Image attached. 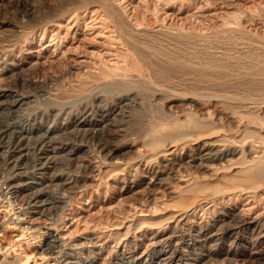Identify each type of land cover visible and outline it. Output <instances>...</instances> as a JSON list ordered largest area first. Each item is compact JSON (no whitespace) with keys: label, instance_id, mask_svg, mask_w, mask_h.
Here are the masks:
<instances>
[{"label":"bare ground","instance_id":"bare-ground-1","mask_svg":"<svg viewBox=\"0 0 264 264\" xmlns=\"http://www.w3.org/2000/svg\"><path fill=\"white\" fill-rule=\"evenodd\" d=\"M69 1L72 0H58L56 5L59 6L53 9L49 8L44 15L33 9L31 13L35 20L28 29L19 26L14 33L2 32L0 34V54L9 56L8 54L22 42V37L35 35L37 30L44 27L47 29L48 25L50 28L56 29L54 21L60 20L58 18H63L67 14L74 15L72 16L75 23L83 18L84 22L89 17L91 21H86L88 22L86 27L89 25L97 26L96 28L100 32L111 34L109 40L113 49L108 55H113L114 58L107 59L105 57L106 59H102L98 66L89 71L90 73L87 72L88 79L85 77L86 79L76 86L62 92L61 96L63 99L82 98L85 92L94 87H99V90L102 88V90L111 93L116 92L114 101L105 105L109 106L112 111L118 109L119 106H125L124 109L122 108V110L126 109L122 119L133 126L132 131L135 136L130 135L132 139L115 149L108 148L105 151L103 149L105 153L100 160H95V162L93 160L91 163H87V166L84 165L89 171L88 173L92 172V174L86 176L85 173V176L79 177L80 182L90 181L89 188L82 191L79 189L80 198H92L98 189L97 187L95 190V187L99 185L116 187V185L124 183L123 187L131 190L136 200L142 199V201L157 191L161 194L159 199L163 198L166 200L164 202L167 206L174 208L171 213L173 222L180 221L191 213H196L203 206H208V204L219 200H252L250 204H256L264 209V0H212V9L209 11L213 14L206 18V26H202L200 23L195 26L194 30L190 29V31L189 28L183 29V26H180L181 28L166 27L151 14L143 19H131L125 9L111 0H80V3L74 6ZM83 10L88 11L87 14L92 13L88 17L81 16ZM50 22L51 24H49ZM67 28L69 30L68 26ZM67 36L64 35V37ZM58 39L61 40L62 38L58 37ZM4 86L0 88V98L4 95L10 97L9 91L12 92L13 86L11 89L9 88L11 86L8 88H4ZM95 91H90L92 92L90 95L92 99L105 97L100 93H93ZM14 94L13 96H15ZM86 94L88 95V93ZM26 97L14 98L13 101L15 105H21ZM78 102L80 103V101ZM2 105L0 100V107ZM83 108L84 113H77L75 118L76 120L80 119L74 127L77 134L83 132V136L84 133H88L92 137L100 138L105 129L102 126V117L100 118L102 121L96 122L85 115L93 109L92 103H86ZM2 119H0V127L2 126L0 131V174L4 175L5 172L4 177L8 185L3 187L0 184V193L13 195L16 199L19 192H24L26 197H23L26 199L24 200L26 206L24 205L18 211L22 214L25 211L35 215L42 213L46 207L50 209L49 206L61 207L63 204L66 206V200L59 196L56 191V186L58 187V184L63 183L61 181L67 183L70 179L66 173L65 176L64 173L60 175L56 172L58 165L55 160L57 155L55 153L61 147V145L57 146V143H60L58 139L61 138L57 136L59 133L49 127L50 130H47L41 137L38 136L39 138L33 139L31 131L28 129L19 128L15 122L8 120L7 117ZM66 131V129H62V133ZM68 135L65 134L70 138ZM28 140L32 141L30 144L32 146L28 145V142L25 144ZM47 147L51 149L48 150ZM35 150L39 154L46 155L41 157L43 161L36 162L37 160H34L33 155L35 154L33 152ZM18 152L20 155L16 156ZM68 152L69 158L75 153L74 150ZM76 166L78 165L76 164ZM56 168L57 170H55ZM106 189L108 190V188ZM143 192L146 193L143 194ZM6 197L8 198V196ZM17 201L19 202V200ZM4 205L8 206L7 204ZM231 214V219L229 223L227 222L228 225L223 227L219 239H230L238 226L254 223L260 227L258 232L264 240V213H258L259 215L256 214L255 216L249 213L246 214L248 216H243L244 213L241 216L234 212ZM16 219L17 216L13 217L12 223L17 222ZM1 220V225L4 228L8 227L5 225V219L1 217ZM61 221L59 224L48 227L50 230L49 239L43 243L41 249H51L52 252L60 244V241L64 240H62V235L66 231L63 229L67 227V222L63 219ZM19 224L21 225V223ZM62 224L65 225L61 227ZM143 224L139 223L141 226L137 229H140ZM177 224L178 222L175 225ZM130 225L127 226V229ZM171 227L176 228L173 224ZM11 229L17 236L16 241L21 243L24 239L25 230L23 231L21 226L18 227L17 224ZM187 235L184 233L183 237L185 238ZM208 239L211 241L213 237L210 236ZM127 240L128 243L132 244V240ZM177 243L178 249L174 247L172 250L165 251L163 253L165 256L157 264H173L174 262L175 264H189L183 262V254L179 255L181 252L179 245L182 242L178 241ZM0 254H2L1 250ZM5 254L3 253L4 261L9 255L6 256ZM19 254L13 257L15 263H11L27 264L29 262L27 257L25 262V257ZM219 254V251L209 248L203 254H194L190 264H200L206 258L208 260L215 258L216 260L219 258ZM227 255L226 257H228ZM53 257L61 263L67 264L69 262V260L66 261L67 257L63 255Z\"/></svg>","mask_w":264,"mask_h":264},{"label":"rangeland","instance_id":"rangeland-1","mask_svg":"<svg viewBox=\"0 0 264 264\" xmlns=\"http://www.w3.org/2000/svg\"><path fill=\"white\" fill-rule=\"evenodd\" d=\"M111 1L115 2V4L125 9L131 19H143L144 17H147L151 14V16H153L154 18L157 17L156 20L161 24L163 23L162 25H166V27L179 28L180 26H183V29L187 30V28H189V31L190 29L194 30L195 26L199 25L200 23L202 26H206V18L209 15L213 14V12L209 11L212 9V0ZM69 2L74 6L79 4L80 0H72ZM57 3L58 0L0 1V34H2V32L14 33V31L19 26H23L25 29H28L29 26L33 23V20H35L34 15L31 13L33 9L37 12L40 11V14L44 15L46 10H48L49 8L53 9L54 7H58L59 5H56ZM87 12L83 10L81 16L84 15L88 17V15H91L90 13H92L90 12L89 14H87ZM72 15L73 14H67V16L63 18H58L60 19L58 20L59 22L57 20L54 21L56 29L50 28V25H48L47 29H45L44 27L41 30H37L35 32L36 34L34 33L35 35L22 37V42L19 43L20 46L18 45V47L14 51L8 54L9 56H2L0 54V88H3L4 84V88H8L9 86H11L9 87L11 89L13 86V88L11 89L12 92L9 91L10 97L8 95H4L0 98L1 103H3L2 107H0V119H2L3 117H7L8 120L10 119L11 121L15 122L19 128L23 127L25 129H28V131H31L33 139L41 137L47 130H50V128L53 129V131H55L56 133L60 134L61 132L60 136L59 134L57 135L58 138L61 137L60 139H58L60 143H57V146L61 145V147H59V151L55 153V155L57 154L55 160L57 162V168L59 171L57 170V168L55 170H57L56 172L60 175L64 173L63 175L66 176L67 174V177L70 178L69 182L65 183L64 181H61L63 183L58 184V187L56 186V191L58 192L57 194L62 198L64 197L63 199L66 200V206H64V204V207L61 206L63 208L57 206H49L50 209L46 207L44 210H42V213L40 212L39 214L35 215L31 213L29 214L25 211H23V214L18 212L25 205L24 200H26V196L24 195V192H19V197L17 194L16 199L13 195L4 192L0 193V197H2L0 199L2 203H0L3 205L2 206L0 204V250L2 252V254H0V262L3 261L1 262V264H8L11 262L15 263V258L13 257H15L16 255L18 256L19 253V255H23L25 257V262L27 257V260L29 261L27 264H56L58 261L53 257L56 255H63L64 257H67L66 261L68 262L69 260L70 262H68L67 264H157L160 259L165 256L163 255L165 251L172 250L174 247L178 249V241L182 242L179 245L182 253L179 252V255L183 254V262H187L189 264L191 262V257H194L196 254H203V252H206V250H208L209 248L215 251H219V258L216 260L215 258L211 260H208V258H206L201 261L200 264H264V240H262V237L258 232L260 230V227L258 225L251 223L242 225L240 227L238 226V228L235 230V234H232V237L230 239L222 240L218 238L219 234L223 230V227H226L228 225L229 220L231 219L232 212H234L238 216L239 214L240 216L243 215V213V216H248L246 215L248 213L254 216L258 213H264V209H262L261 206L250 204L252 200H219L215 203L208 204V206L206 205L207 207L203 206V208L198 209L196 213H191L189 216H187L186 218H182L180 221L173 222L171 213L173 212L174 208L167 206V204L164 202L166 200H164L163 198L159 199V196H161V194L157 191L153 192L152 195H148L146 199L144 198L145 200L143 199V201L142 199L136 200V198L133 197L131 190L127 189V187L124 188V183H121L119 185H116V187L112 185L96 186L95 190L98 187L97 190L99 192L97 193L96 190V195H94L92 198L90 197L91 199L89 197H86L85 199L80 198V190L82 191L86 188H89L90 181L84 183L80 182L79 177H83L85 175L90 176L92 174V172H90V174L88 173L89 171L86 170L84 165L87 166V163H91L93 160V162H95V160L98 161V159L100 160V158L103 157L105 153V149H115L125 143L127 140L132 139L131 136H135V134H133L132 131L133 126L127 124L122 119L126 112V109L122 110V108L124 109L125 106H119L118 109L112 111L109 106L105 105L106 103H112L114 101L116 92L111 93L106 90H102V88H100L99 90V87H94L85 92L84 95H82L84 96L82 98H64V100L61 96V93L65 90L76 86L86 78L88 79L89 77H87V72L90 73L89 71L98 66V63L101 62L102 59L114 58L113 55H108V53L112 52L111 49H113V45L109 40V35L111 34H108V32H100L96 28L97 26L95 27L89 25V27H86V23L91 21L89 17L86 20L88 22H83V18L80 19L79 22L75 23L73 22L74 15ZM203 22L204 24H202ZM49 24H51V22ZM67 26L69 27V30H67ZM204 29L205 28L203 27V30ZM56 34L62 39H58ZM64 35L68 36L64 37ZM90 91H95L93 93H100L105 97H103L102 99H92V96H90L92 92ZM15 92H18L19 94ZM86 93H88V95ZM13 94L15 96H13ZM22 96H27L25 100L26 102L24 101L21 105H15L13 99ZM7 99L10 100L8 101ZM60 99H63L64 101ZM85 100L87 102H84ZM78 101H80V103ZM83 102L85 103V105L86 103H92L93 105V109L85 114L88 115V118L90 120L96 122L103 120L102 126L105 127L103 132L104 137L100 136V138H95L90 136L88 133H84L83 136V132H78L79 134H77L74 127L80 119L76 120L75 118L77 116V113H84L83 107H85V105H83ZM99 102H101L102 104ZM103 105L105 106L103 107ZM78 106H80L81 108ZM66 108L68 109V111H66ZM100 118L102 120H100ZM62 129H66L67 131L62 133ZM1 130L2 126L0 127V131ZM65 134H69L68 136H70V138L65 136ZM66 137L69 138V141H67ZM119 137L121 138V140ZM122 137L125 138L123 139ZM29 142L30 141L28 140L25 142V144H32V141L30 143ZM63 147H65L66 149ZM46 149L50 150L51 148L47 147ZM73 150L75 153L72 154L71 158H69L70 156L68 155V151ZM36 152V150L33 152L35 154L33 155L34 160H37L36 162L43 161L41 157H45L46 155ZM18 155H20L19 152L16 154V156ZM61 155L64 157H62ZM75 161L78 166H76ZM2 175L3 174H0V179L2 178L0 180V184H2L3 187H6L8 185V182L4 177L5 172L4 175ZM82 183L83 186L81 185ZM106 188H108V190L110 188V190L108 191ZM145 193L146 192H143V194ZM6 196H8V198ZM125 197L127 199H124ZM17 200H19V202ZM73 200L76 201L74 202ZM3 203L7 204L8 206L4 205ZM12 206L14 207V209ZM248 207L252 208L250 209ZM15 208H17L18 210L16 209V212L14 213ZM98 208H100L101 210ZM2 211L5 212L3 213ZM15 216H17L18 220L16 219L17 222L12 223V218ZM1 217L2 219H5V221H3L8 227L4 228L1 225ZM18 217L20 218V220ZM59 218H62L67 222V227H64L63 229L66 230L62 235V240H64L60 241V244H58V246L53 249V253L51 252V249H41L43 243H45L46 240L49 239L50 226H54L55 224H59L62 222V219ZM58 220H60L61 222L59 221L57 223ZM86 220H88L89 222ZM138 221L139 223L148 225L143 224L144 226L142 225L140 229H137V227L139 228L141 226L139 225ZM22 222L24 223L22 224ZM130 222L134 225L132 226ZM177 222L178 224L175 225ZM19 223H21V225ZM13 224H17L18 227L21 226V229L23 231L25 230V233L23 234L24 239L21 243L16 241L17 236L13 232V229H11V227L14 226ZM172 224L176 228H172ZM224 224L225 226H223ZM22 225L24 228L22 227ZM64 225L65 224H62L61 227H63ZM128 225H130V227L127 229ZM31 226L33 227L31 228ZM31 229H33L34 231ZM73 230H75V232H73ZM183 232L188 234L185 237L186 239L183 237ZM190 233L192 236L190 235ZM256 233L258 234L256 235ZM119 234H121L120 240ZM210 236L213 237V240L211 241L210 239H208V237ZM127 239H129V241L132 240V244L128 243ZM122 242L125 243L122 244ZM3 249L6 250L4 251ZM3 253H6V256L9 254L6 257V262L4 261ZM226 255L229 258L226 257ZM50 257H52L53 259ZM7 260L10 261L8 262ZM64 263L65 262H58L57 264ZM173 264H175V262Z\"/></svg>","mask_w":264,"mask_h":264}]
</instances>
